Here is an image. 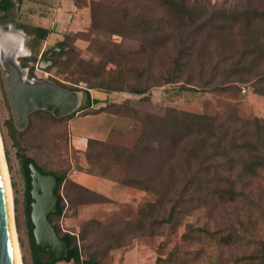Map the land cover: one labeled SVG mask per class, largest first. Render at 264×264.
Instances as JSON below:
<instances>
[{"label": "rangeland", "instance_id": "obj_1", "mask_svg": "<svg viewBox=\"0 0 264 264\" xmlns=\"http://www.w3.org/2000/svg\"><path fill=\"white\" fill-rule=\"evenodd\" d=\"M108 1L115 3V0ZM116 1L154 8L152 0ZM188 3L206 14L203 22L213 15L217 17L208 27L198 31L195 42L187 43L185 48L192 56L189 62H183L186 64L179 82L153 87L143 96L127 92L108 93L103 89L90 90L92 97L101 101L93 111L106 109L102 112L106 114L89 117H83L77 111L68 116L55 117L47 111L36 110L27 115L25 123L20 122L9 87L11 75L13 80L16 73L20 75L19 79L26 77L28 80L48 81L68 91L81 92L83 103V90L94 86L92 77L105 69L99 46L118 43L131 65L140 66L142 60L148 59L153 69L168 71L176 69L174 59L181 49L179 38L161 42L151 55H146L147 47L140 40L112 36L106 32L96 36L86 33L82 39L71 34L66 39L65 52H62L57 44L65 40L64 36L54 35L34 48V42L22 31L15 29L11 23H0V135L14 194L17 238L23 264H43L49 260V253L38 252L37 256H33L26 214L28 181L19 153L32 157L46 172L62 174L80 171L94 174L104 181L106 186L101 189V194L109 198V202L94 196H86V199L102 202L76 206L65 201L63 216L53 217V224L60 229L61 235L69 233L76 236L83 261L80 264H85V261L90 264H123L128 252L131 253L130 259L138 264L252 262L249 256L256 251V245L250 239L253 236L264 238V211H254L253 215H249L250 212L241 207L209 212L202 200L192 198L189 199V207L185 204L188 208L179 207L175 222L160 224L159 221L167 218L173 204L171 199L176 197L175 191L178 193L183 187L184 179L178 176L173 187H170L171 179H168V195L163 200V206L157 190L143 188L151 186L158 175L155 170L158 165H154L152 159L148 163L154 166L153 170L146 167L144 178H141L142 187L124 184L126 173L133 179L143 173L135 163L130 164L128 170L124 169L120 165V158H123L124 150L129 151L128 155L133 151L144 131H154L155 135L159 131H174L177 122L180 126L175 131H184L183 114L210 117L219 123H227L230 112L234 111L244 121L256 118L264 120V95L256 92V88L264 87V84L250 82L251 76H244L247 81L243 83H233V80L239 79L238 76H232L229 81L220 76L224 69L235 68L251 35L244 28L240 29L244 31L243 35L237 28L233 37L225 31L220 33L215 30L229 26L220 19L219 13L230 14L252 7H264V0H188ZM103 17L104 22L109 21L107 14L103 13ZM16 19L19 21L17 16ZM169 32L177 35L172 30ZM256 32L260 33L256 37H263L264 24L257 25ZM92 37L97 39L90 45ZM46 49L51 50L42 58ZM16 60L25 75L20 72ZM115 68L109 64L106 71ZM258 69L259 73H264V65ZM127 82L130 85L137 83L131 78ZM216 85H225L223 87L226 88L215 89ZM111 116L114 121L109 124L106 119ZM78 117L75 131H96L106 124L111 127L110 139L104 142V147L93 148L91 160L87 157L88 150L82 152L72 144L71 121ZM61 193L69 200L66 188L63 187ZM251 218L257 219L256 226H240L241 222L246 223ZM188 224H193L195 230L188 232ZM233 228L237 232L234 242L228 246L220 244L219 235L227 234ZM56 264L75 263L60 261Z\"/></svg>", "mask_w": 264, "mask_h": 264}, {"label": "trees", "instance_id": "obj_2", "mask_svg": "<svg viewBox=\"0 0 264 264\" xmlns=\"http://www.w3.org/2000/svg\"><path fill=\"white\" fill-rule=\"evenodd\" d=\"M152 1L154 8L138 4L131 6L126 0V3H120L116 0L115 3H110L108 0H75L78 7L89 8L90 24L86 31L77 34H65V40L57 44L59 51L65 52L66 39H69L71 34L82 39L86 33L96 36L101 32L142 41L147 47L146 55H151L156 45L161 42L167 43L171 38H179L181 46L177 57L174 59L176 69L168 71L153 69L148 59L142 60L140 66L131 65V62L124 57L118 43L110 42L106 46H99L98 51L102 56V60H105V69L100 74L92 77L95 82L94 86L83 90L84 102L77 113L88 116L106 111V109H101L99 112L93 111L94 106L101 101L92 97L90 90L103 89L108 93L127 92L132 95L143 96L153 87L179 82L180 75L183 73L182 68L186 64L183 62L187 60L189 62L192 56V53H187L188 49L185 48L187 43L190 41L195 42L198 31L208 27V24L212 23L217 16L213 15L211 19L203 22L206 14L195 5H190L188 0ZM21 2L22 0H16L15 2L13 0H0V23L3 25L11 23L15 29L22 30L34 42L32 46L37 48L40 42L48 39L52 31L17 22L15 18ZM103 13L109 16L108 22H104ZM219 14L220 19L229 23V26L219 28L220 31L215 29L217 32L223 33L225 31L232 34L233 37L237 33V28L239 30L244 28L245 32L252 37L246 41L244 51L239 55V61H241H238L232 70L224 69L220 76L227 81L231 80L232 76H238L239 79L237 81L233 80V83L246 82L244 76H251L250 82L264 84V73L258 72V68L264 65V36L256 37V34H260L256 32L257 25L264 24V7H252L250 10L243 12L227 13L229 15L226 13ZM190 28L191 30L188 31ZM170 30L177 33V35L169 32ZM241 30L240 34L243 35L244 31L241 32ZM96 39L97 37H92L90 45ZM50 50H44L42 58L46 57ZM109 64H113L116 68L107 72L106 67ZM106 74L108 77H106ZM128 78L137 83L135 85L128 84ZM87 82L89 83V81ZM223 86L225 85H216L214 88L225 90L226 87ZM256 92L264 95V87L256 88ZM110 113L117 114L115 112ZM183 115L184 131H175L180 126L178 122L174 124V131H159L157 135L154 134V131L152 133L144 131L139 143L135 145L129 155L127 154L129 151L124 150L125 154H122L121 157L123 158H120V165L128 170L130 164L135 163L143 171L135 179L131 178L129 173H126L124 184L126 186L142 187L143 180L141 178H144V172L147 171V168L153 170L154 166L148 163L152 159L154 165H158L155 167L158 175L151 186L143 188L145 190H157L162 198L161 206H163V200L168 195V179H171L170 187L174 186L178 176L184 179L183 187L178 193L175 191L174 196L176 197L171 199L173 204L167 218L159 221L160 224L175 222L177 214L180 212L179 207L188 208L191 204L189 199L192 198L202 200L204 207L209 212L241 207L249 211V215H253L254 211L263 212L264 120L256 118L251 121H244L234 111L230 112L227 123H219L213 118L200 115ZM87 144L88 160L92 159L91 152L93 148L105 146L104 142L95 139H89ZM19 158L28 181L26 214L33 256H37L38 252L34 247L33 227L30 221V164H34L41 174L52 175L57 180L55 189V196L57 197L56 212L49 217V221L59 238L65 241L69 247V257L61 262L83 263L76 236L69 233L61 235L60 229L53 224V217L61 218L63 216L65 201L81 206L102 202L89 201L86 196H94L100 200L105 199V202H109L110 199L71 180L70 172H63L62 174L46 172L32 157L19 153ZM178 160L180 161L178 162ZM174 162L175 164H171ZM63 187L66 188L69 200L65 199L61 193ZM71 189H75V191ZM256 224L257 219L251 218L246 223L241 222L240 226L242 228L246 225L254 227ZM187 230L192 232L195 230V226L188 224ZM235 233H237L236 229L233 228L227 234H220L218 242L223 246L231 245L237 238ZM250 241L256 245V251H253L252 255L249 256L252 260L250 264H264V238L253 236ZM50 257L49 254V259ZM85 262V264H90L89 261Z\"/></svg>", "mask_w": 264, "mask_h": 264}, {"label": "water", "instance_id": "obj_3", "mask_svg": "<svg viewBox=\"0 0 264 264\" xmlns=\"http://www.w3.org/2000/svg\"><path fill=\"white\" fill-rule=\"evenodd\" d=\"M22 33L24 32L22 31ZM16 62L20 72L25 75V71L21 69L17 60ZM11 77L9 79L10 92L15 104L16 116L22 123L26 122L29 113L36 110L47 111L55 117H64L78 111L83 104V94L81 92L68 91L52 82L28 80L26 77L25 79L21 78L19 82H15ZM29 170L31 178L30 219L33 227L32 236L35 250L37 252H48L51 255L46 264L66 260L69 257V247L65 241L59 238L49 221V216L56 212L57 197L55 196V189L57 180L52 175L41 174L34 164H30ZM43 198L47 205L45 214L41 212V200ZM45 233H48L47 237ZM0 264H15L1 171Z\"/></svg>", "mask_w": 264, "mask_h": 264}, {"label": "crops", "instance_id": "obj_4", "mask_svg": "<svg viewBox=\"0 0 264 264\" xmlns=\"http://www.w3.org/2000/svg\"><path fill=\"white\" fill-rule=\"evenodd\" d=\"M13 1L15 2L16 0ZM17 18L19 21L17 19L16 21L19 23L51 30L52 33L49 35V39L58 34L64 36L65 34H76L83 31L90 23V12L88 7H78L75 0H22L17 11ZM89 116L97 115L83 117ZM108 118L106 121L111 124L114 121V117ZM78 121L79 117L71 121L73 129L72 144L75 149L85 152L88 148L87 142L89 139L103 142H107L110 139L112 131L107 124L99 127L96 131H75V124ZM70 179L89 190L102 194L101 189L106 186L104 181L98 176L80 171L70 173ZM130 258L131 253H126L123 264H138Z\"/></svg>", "mask_w": 264, "mask_h": 264}, {"label": "bare ground", "instance_id": "obj_5", "mask_svg": "<svg viewBox=\"0 0 264 264\" xmlns=\"http://www.w3.org/2000/svg\"><path fill=\"white\" fill-rule=\"evenodd\" d=\"M9 57H11V56H9ZM9 59L13 60L12 58H9ZM18 77H20V75L19 74L16 75V73H15L14 74L15 82H19L21 80ZM0 171H1L3 185H4L7 221H8L10 234H11L14 261H15V264H23L22 254H21V251H20V247H19V244H18V238H17V230H16V222H15V211H14V194H13V189H12V185H11V181H10V173H9V168H8V165H7V159H6V156H5V153H4V149H3V142H2V139H1V135H0ZM46 210H47V205H46V201L43 198L41 200V212H42V214H45ZM47 234L48 233H45V236Z\"/></svg>", "mask_w": 264, "mask_h": 264}]
</instances>
